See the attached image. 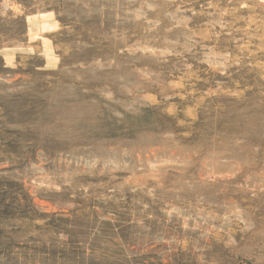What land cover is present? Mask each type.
Masks as SVG:
<instances>
[{
	"label": "rangeland",
	"instance_id": "obj_1",
	"mask_svg": "<svg viewBox=\"0 0 264 264\" xmlns=\"http://www.w3.org/2000/svg\"><path fill=\"white\" fill-rule=\"evenodd\" d=\"M0 264H264V0H0Z\"/></svg>",
	"mask_w": 264,
	"mask_h": 264
}]
</instances>
